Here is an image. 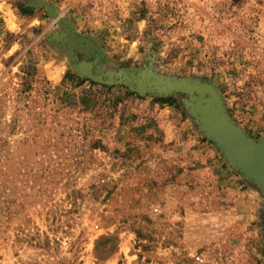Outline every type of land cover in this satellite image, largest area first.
<instances>
[{"label": "rangeland", "instance_id": "374dc122", "mask_svg": "<svg viewBox=\"0 0 264 264\" xmlns=\"http://www.w3.org/2000/svg\"><path fill=\"white\" fill-rule=\"evenodd\" d=\"M40 1L0 0V264H264L210 101L136 91L211 85L264 142V0Z\"/></svg>", "mask_w": 264, "mask_h": 264}, {"label": "water", "instance_id": "95a60500", "mask_svg": "<svg viewBox=\"0 0 264 264\" xmlns=\"http://www.w3.org/2000/svg\"><path fill=\"white\" fill-rule=\"evenodd\" d=\"M31 1H36L34 6H44L53 17L57 18V13L48 4L40 0ZM88 77L92 81L103 85L122 84L120 81H105L92 74H89ZM136 91L162 99L182 95L198 96L202 100L208 99L215 114L212 120L204 119L203 124L207 135L222 146L230 162L240 171L250 176L264 193V169L262 167L264 166V142L256 144L250 141L244 133L227 123L221 96L213 86L180 80H166L162 84L153 85L149 81L143 80Z\"/></svg>", "mask_w": 264, "mask_h": 264}, {"label": "crops", "instance_id": "0c3cea01", "mask_svg": "<svg viewBox=\"0 0 264 264\" xmlns=\"http://www.w3.org/2000/svg\"><path fill=\"white\" fill-rule=\"evenodd\" d=\"M254 195V194H253ZM246 210L244 213L245 221L250 224L253 222V249L257 246V223H258V202L253 201V203L248 202L243 208Z\"/></svg>", "mask_w": 264, "mask_h": 264}, {"label": "trees", "instance_id": "16d2710c", "mask_svg": "<svg viewBox=\"0 0 264 264\" xmlns=\"http://www.w3.org/2000/svg\"><path fill=\"white\" fill-rule=\"evenodd\" d=\"M156 102L160 103V104H163V105L170 106V107H175L176 109L180 108V104L177 101L176 97H168V98H165V99H157Z\"/></svg>", "mask_w": 264, "mask_h": 264}, {"label": "bare ground", "instance_id": "6f19581e", "mask_svg": "<svg viewBox=\"0 0 264 264\" xmlns=\"http://www.w3.org/2000/svg\"><path fill=\"white\" fill-rule=\"evenodd\" d=\"M239 157V156H238ZM240 158V157H239ZM264 165V164H263ZM263 167V169H264V166H262Z\"/></svg>", "mask_w": 264, "mask_h": 264}]
</instances>
